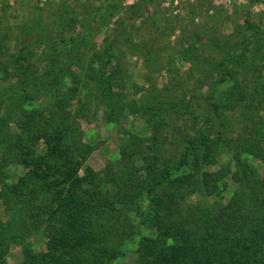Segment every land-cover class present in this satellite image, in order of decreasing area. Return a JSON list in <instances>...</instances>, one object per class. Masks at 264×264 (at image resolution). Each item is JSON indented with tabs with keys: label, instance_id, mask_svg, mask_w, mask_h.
Returning <instances> with one entry per match:
<instances>
[{
	"label": "trees",
	"instance_id": "1",
	"mask_svg": "<svg viewBox=\"0 0 264 264\" xmlns=\"http://www.w3.org/2000/svg\"><path fill=\"white\" fill-rule=\"evenodd\" d=\"M150 2L140 0L128 5L127 18L118 17L99 46L91 43L92 31L73 35V30L67 29L81 20L75 18L66 24L57 23L51 36L42 33L24 38L7 58L14 68L12 72L7 63L0 61V81H9L18 88L11 97L10 109L0 113V200L5 212L10 213L6 220L0 215V259L11 245L24 244L28 236L41 230L48 237L47 251L29 255L25 264H112L124 255L122 248L127 239L137 246L133 264H182L185 260L188 264H264V253H260L264 250V175L225 143L226 118L217 101L220 85L233 84L227 61H238L248 53L251 44L255 45L254 56L261 53L256 45L263 41L264 31L259 27L240 29V41L234 44L235 48L239 45L243 48L240 56L227 52L229 42L217 45L207 38L208 45L221 54L218 63L221 80L202 95L209 115L205 129H197L190 135L184 127L169 125L167 117L175 114L173 107L177 103L168 102L165 106L162 101L156 104L154 98L148 104L141 98L131 101L128 108L131 114L144 118L146 135L129 133L126 143H121L119 159L108 170L98 172L84 164L91 146L83 141L77 121L95 120L103 106V120L113 122L121 115L122 107L116 98L117 91L123 89L118 75L121 65L117 43L127 34L135 33V22ZM115 12L116 4L102 3L101 8L94 10L92 20L99 23ZM145 45L141 39L135 48L149 67L156 59ZM41 46L38 54L44 71L35 82L29 76L33 70L30 56ZM182 50L183 54L178 56L190 61L195 50L193 42ZM173 61L170 57L169 62ZM254 62L248 64L255 76L241 117L248 122L247 151L264 158V114L257 110V101L264 102V65L256 59ZM242 65L247 67L245 63ZM40 88L50 92L46 95L50 102L45 108L36 105ZM190 101L184 99L180 106L188 109ZM10 123L14 128H8ZM39 140H43L40 150L36 147ZM219 146L229 148L237 165L231 172L232 179L240 188L234 191L229 203L214 208L217 213L210 207L208 211L221 217L229 209L233 219L243 224L250 220L249 211L260 212V223L250 226V234L263 243L261 246L244 239L233 250L219 248L211 257H200L194 254L191 232L187 225H182L179 197L185 196L190 188L188 192L195 191L212 200L217 181L212 173L200 168L211 161V149ZM192 165L198 171L196 179L190 173ZM82 168L83 175H79ZM247 198L253 201L252 207L243 209L241 205L238 209L235 203ZM136 199H142L147 206L144 213H136L130 219L129 210ZM195 208L190 206L186 216ZM148 222L156 224L155 233L139 235L134 227ZM210 224L207 231L213 229ZM115 239L116 244L112 243Z\"/></svg>",
	"mask_w": 264,
	"mask_h": 264
},
{
	"label": "rangeland",
	"instance_id": "2",
	"mask_svg": "<svg viewBox=\"0 0 264 264\" xmlns=\"http://www.w3.org/2000/svg\"><path fill=\"white\" fill-rule=\"evenodd\" d=\"M137 1L140 0H0V42L3 46L0 50L2 52L0 61L9 65L7 58L18 49L24 38L42 33L51 36L55 33L57 23L66 24L69 19L75 18L76 21L81 20L67 29L73 30V35L83 30L92 31L91 43L99 46L104 36L108 35L115 26V20L118 17L127 18L128 5ZM102 3L116 4L117 12L97 23L92 20V17L94 10L101 8ZM81 15L84 17H80ZM250 25L264 31V0H152L146 4L145 11L135 22V33L127 34L125 39L121 38L117 43L121 65L118 75L121 77L120 84L123 85V89L117 91L116 98L122 107L121 115L116 121L107 122L102 119L105 108L103 106L95 120L89 122L79 119L77 121L81 127L83 141L91 146V152L84 164L98 172L108 170L119 159L121 143H126L129 133L146 135L144 118L131 114L128 108L131 101L137 102L141 98L142 102L148 104L152 103L154 98L156 104L162 101L165 106L168 102L177 103L173 107L175 114L167 117L169 125L181 127V129L184 127L190 135L197 129H205L209 124L206 120L209 115L207 101L202 95L216 81L221 80L218 71L221 54L218 50H214L213 46L208 45L207 38L210 37L217 45H226L229 42L227 52L230 55H239L243 52V48L241 45L235 48L234 44L240 41V29L243 30ZM141 39L145 41V48L154 52L156 63L149 67L145 66L142 54L135 48V43ZM192 42L195 47L192 59L187 61L178 56L182 55V49ZM248 47V53L239 57L238 61H227L230 63L233 84L228 87L226 83L220 85L217 90V101L219 110L226 118L223 126L225 143L229 148L239 152L241 157L251 162L252 166L264 175V158L253 156L247 151L249 146L245 140L249 130L246 129L248 122H244L241 117V112L245 109L244 105L249 102L252 91L250 83L255 76L248 64L253 65L256 59L264 65V39L256 45L261 49V53L258 52L254 56L252 49L255 45L251 44ZM41 50L42 46L35 50L34 56H30L33 70L31 69L29 76L35 82L41 79L39 74L44 71L43 62L40 61V54H38ZM170 57L174 58L173 62H169ZM244 63L247 67L242 65ZM8 67L7 69L12 72L13 66ZM8 82L0 81V113L2 114L10 109L13 92L18 90L16 86ZM49 93L47 90L39 89L40 98L36 101L39 108L49 105L50 98L46 96ZM184 99H191L188 109L180 106ZM257 104V110L264 114V102L260 103L258 100ZM8 128H14V125L10 123ZM171 130L173 128H170L169 132ZM36 147L39 150L43 148V140L37 141ZM228 149L221 146L211 149V161L200 168L212 173L217 181V190L210 196L212 200H207L195 191L188 192L190 188L185 196L179 197L182 212L179 215L183 223L181 224L187 225L185 227L189 229V233L191 232V241L195 242V256L209 255L211 257L219 248L233 250L235 245L244 239L249 240L248 243L259 242L261 246L263 243L262 240L250 234V226L260 223L261 218H258L260 212L249 211L250 220L243 224L239 220V222L236 221L237 218L233 219L229 209H225L228 216L221 217L210 214L208 211L210 207L217 213V209L214 208L229 203L235 196L234 191L240 186L232 179L231 172L237 169V165ZM190 168L192 178L196 179L198 171H194V165ZM78 173L83 175V168ZM242 190L243 187L239 191L242 192ZM37 202L38 199H35L34 203ZM250 202L248 198L244 202L241 199L240 204L236 202L235 205L238 209H241L239 208L241 205L243 209H246L252 207L253 201ZM0 204V215L6 220L10 213L5 212L1 200ZM146 206L142 199H136L129 210V218L134 219L136 213H144ZM190 206L196 208L190 212L189 216H186V210ZM206 218L209 221H206ZM138 224L134 229L139 235L155 233L156 224L149 222L146 225ZM209 224L213 229L207 231ZM47 242L48 237L43 231L34 232L28 236L26 243L11 245L7 253L1 257L0 264H25L24 261L29 255L46 252ZM124 242L122 248L124 255L112 264L134 263L136 257L134 250L137 246L128 239ZM112 243L116 244L117 239ZM260 253H264V250ZM188 263L190 262L185 260L182 264Z\"/></svg>",
	"mask_w": 264,
	"mask_h": 264
}]
</instances>
